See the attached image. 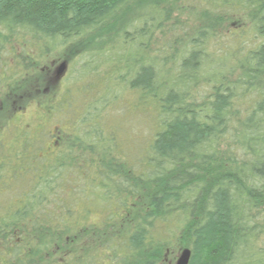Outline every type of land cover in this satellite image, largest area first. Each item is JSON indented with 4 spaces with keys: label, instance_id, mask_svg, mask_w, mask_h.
Listing matches in <instances>:
<instances>
[{
    "label": "trees",
    "instance_id": "obj_1",
    "mask_svg": "<svg viewBox=\"0 0 264 264\" xmlns=\"http://www.w3.org/2000/svg\"><path fill=\"white\" fill-rule=\"evenodd\" d=\"M172 1L0 0V264H264V0H205L163 43ZM83 52L100 74L51 83ZM125 96L131 157L99 127Z\"/></svg>",
    "mask_w": 264,
    "mask_h": 264
},
{
    "label": "rangeland",
    "instance_id": "obj_2",
    "mask_svg": "<svg viewBox=\"0 0 264 264\" xmlns=\"http://www.w3.org/2000/svg\"><path fill=\"white\" fill-rule=\"evenodd\" d=\"M190 1L192 2H189V4H191L194 7L188 6L187 4L188 2L184 0L172 1L169 4V6L172 7L171 9L172 17H177L181 21V23L184 24L183 26L186 28H178V29L175 28L174 30L167 32L166 26H168L171 23L172 21L171 20L170 22L165 23L163 28H161L162 29L161 32H165L164 36H161V33H159V29L154 30V33H153L154 39L159 38L161 42L167 43L168 41L169 43L170 42L169 40H173L177 36H180V34L182 35L184 31L192 33L197 27H199V24L201 21L199 14H200L201 9L203 8V4L205 3L204 2L205 0H201V2H199V0H190ZM193 2H194V5L192 4ZM242 16L244 19V20L242 19V22H243L242 27L248 30L246 13L242 14ZM229 23H230L229 16L228 18L224 16V18L220 20L216 26L217 33H224V31L226 30L229 31L228 29ZM233 29H237V28L234 26ZM132 35H135L134 30H132ZM135 39L137 38L135 37ZM58 43L59 41L55 45H58ZM209 47H210L209 48L210 50L215 51V48L212 45H210ZM51 48L54 49L55 47L52 46ZM68 64L69 63H66L67 70L65 68V71H64L65 74L63 73L64 76L61 79V81H59L60 83L68 79L70 81L73 77L80 75L83 72H87L88 74H91L94 76L101 73V70H100L101 68L99 67L98 62L96 61V58L92 56H88L84 52L80 56L75 57L69 65ZM92 81L94 80H91L90 82L87 81V82L93 83ZM111 83L112 82L103 83V85L104 86L110 85ZM80 84L81 83L79 82L78 85L81 86ZM109 91H111V89ZM107 98L108 97H106L105 101L107 100ZM96 100H94L93 98L92 100L89 101L90 104H92L91 107L97 106ZM142 112L137 111L133 107V103L131 99L125 96V97H122L120 100H117L116 102H114L111 108L106 109L105 110L106 115L103 118L104 120L102 119L99 122V127L103 130L104 135H106L105 133L107 132L111 133L112 136L115 138V140L119 141V144L121 145L123 151L125 152L127 151L130 157L133 155V152L135 150L134 147L136 148V145H141L145 139L144 134H145V131H147L146 127H147L148 119L145 116V114H143ZM175 254L176 253L174 252V255ZM169 260L171 259L167 257L166 258V261H168L167 264H171L173 262V259L172 261H169Z\"/></svg>",
    "mask_w": 264,
    "mask_h": 264
},
{
    "label": "flooded vegetation",
    "instance_id": "obj_3",
    "mask_svg": "<svg viewBox=\"0 0 264 264\" xmlns=\"http://www.w3.org/2000/svg\"><path fill=\"white\" fill-rule=\"evenodd\" d=\"M5 61V49H0V114L4 111V100H5V94H6V65L4 63ZM63 61L58 62L57 64L52 63V68L49 72L50 75V81L51 83H58L63 78L64 74H61L60 76H57L56 71L57 67L60 63ZM65 63V62H64ZM67 70V68H66ZM49 148L53 147L56 148L58 145V132H55L54 135H52L51 140L48 141Z\"/></svg>",
    "mask_w": 264,
    "mask_h": 264
},
{
    "label": "water",
    "instance_id": "obj_4",
    "mask_svg": "<svg viewBox=\"0 0 264 264\" xmlns=\"http://www.w3.org/2000/svg\"><path fill=\"white\" fill-rule=\"evenodd\" d=\"M65 68H66V64L64 62L60 63L56 71L57 76H60L61 74H63L65 71ZM189 257H190L189 249L184 248L180 251L175 264H187L189 261Z\"/></svg>",
    "mask_w": 264,
    "mask_h": 264
}]
</instances>
